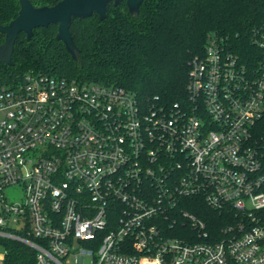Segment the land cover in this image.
<instances>
[{"label":"built area","instance_id":"built-area-1","mask_svg":"<svg viewBox=\"0 0 264 264\" xmlns=\"http://www.w3.org/2000/svg\"><path fill=\"white\" fill-rule=\"evenodd\" d=\"M253 40L249 68L210 34L171 108L41 72L1 87L0 244L35 264H264V29ZM193 204L236 221L213 235Z\"/></svg>","mask_w":264,"mask_h":264},{"label":"trees","instance_id":"trees-1","mask_svg":"<svg viewBox=\"0 0 264 264\" xmlns=\"http://www.w3.org/2000/svg\"><path fill=\"white\" fill-rule=\"evenodd\" d=\"M61 0H33L36 7L54 6ZM18 0H0V24L18 16ZM264 29V0H145L138 17L130 15L126 0L111 6L102 21L97 14L73 20L70 31L81 50L78 61L56 39L57 25L34 31L30 41L20 34L13 63L0 65V88L22 82L26 74L41 72L81 82L114 84L135 92L144 101L166 107L187 98V80L193 57L204 53L210 34L226 37L230 50L249 68L262 50L255 31ZM5 40L0 34V46ZM264 151V118L256 131ZM192 202H197L192 199ZM190 211L208 224L213 235L235 223L232 212H218L201 204ZM5 264H35V251L18 241H7Z\"/></svg>","mask_w":264,"mask_h":264},{"label":"water","instance_id":"water-1","mask_svg":"<svg viewBox=\"0 0 264 264\" xmlns=\"http://www.w3.org/2000/svg\"><path fill=\"white\" fill-rule=\"evenodd\" d=\"M18 1L20 3L18 16L6 25L0 24V34L5 37L0 46V65H14V47L20 34L24 33L30 41L36 29L50 25L58 26L56 39L63 42L72 58L78 61L81 50L75 44L70 31L73 20L97 14L100 20L104 21L110 7H117L124 0H61L54 6L42 7H36L33 0ZM144 2L145 0H126L130 15L138 17Z\"/></svg>","mask_w":264,"mask_h":264},{"label":"rangeland","instance_id":"rangeland-1","mask_svg":"<svg viewBox=\"0 0 264 264\" xmlns=\"http://www.w3.org/2000/svg\"><path fill=\"white\" fill-rule=\"evenodd\" d=\"M4 194L10 202L18 201L23 195V189L21 186L10 187L4 191ZM0 254H6V247L2 244H0ZM0 264H5L4 260H0Z\"/></svg>","mask_w":264,"mask_h":264}]
</instances>
